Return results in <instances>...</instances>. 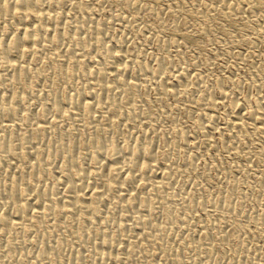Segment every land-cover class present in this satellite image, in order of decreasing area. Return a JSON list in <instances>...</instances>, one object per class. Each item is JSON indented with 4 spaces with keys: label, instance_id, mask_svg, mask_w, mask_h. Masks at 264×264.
<instances>
[{
    "label": "rangeland",
    "instance_id": "obj_1",
    "mask_svg": "<svg viewBox=\"0 0 264 264\" xmlns=\"http://www.w3.org/2000/svg\"><path fill=\"white\" fill-rule=\"evenodd\" d=\"M59 3L25 26L0 15L2 48L35 31L0 62V264H264V125L251 113L264 108V0ZM107 94L111 105L84 107ZM137 150L154 174L98 180L100 164ZM82 163V191L98 196L72 216L39 215L71 203L64 186ZM152 179L161 188L143 189ZM46 189L58 203L36 197ZM24 200L29 212L13 215Z\"/></svg>",
    "mask_w": 264,
    "mask_h": 264
},
{
    "label": "bare ground",
    "instance_id": "obj_2",
    "mask_svg": "<svg viewBox=\"0 0 264 264\" xmlns=\"http://www.w3.org/2000/svg\"><path fill=\"white\" fill-rule=\"evenodd\" d=\"M21 1V4L22 5H18L16 3L15 0H0V15H8L11 20L13 19L14 21L17 20L19 23H27L29 20H33V18H36V19H50V15L47 14V13H44V11L42 12V9H41V6L43 4V1L45 0H20ZM19 1V2H20ZM63 0H55V2H62ZM66 1V0H65ZM46 3V2H45ZM49 4V3H48ZM60 4V3H59ZM43 7L45 8V6L43 5ZM42 7V8H43ZM48 7V5H47ZM51 7V6H50ZM49 9V8H48ZM50 12V11H49ZM48 12V13H49ZM52 12V11H51ZM50 12V13H51ZM52 14V13H51ZM2 18V16H0ZM56 18V17H55ZM54 19V16L53 18ZM16 21V22H17ZM13 22V21H11ZM14 23V22H13ZM16 24V23H15ZM15 24H13V26H11V29H13L14 31L17 30L18 31V26H14ZM25 26V24H24ZM27 26V25H26ZM9 29H10V26H9ZM41 30V29H40ZM34 32L35 31H27V30H24L23 32H20L21 35H20V40L22 43H24L26 45L27 44H30L32 42H34ZM44 32V31H43ZM38 33V32H37ZM18 35V36H19ZM37 37V36H36ZM18 38V37H17ZM19 39V38H18ZM38 39V38H37ZM17 40V39H16ZM37 41V40H36ZM21 44V43H20ZM20 44H12V45H9L7 47H0V54L2 56H0V62L1 63H9V66H12L11 62L14 61V60H10V56L12 53H18L19 55H23L25 52H26V46L24 44L20 45ZM33 44V43H32ZM37 48V47H36ZM35 49V47H34ZM28 50V49H27ZM4 61V62H3ZM81 62V61H80ZM17 65V64H16ZM23 66V65H22ZM114 67V66H113ZM128 68V65L127 64H124L122 66H119L118 67V71L119 73L120 72H123L125 71L126 69ZM72 72V71H71ZM24 76V75H23ZM115 78L116 76L115 75H112L110 74L109 76H107V79L104 80L102 83H101V87L103 88L102 90H104L105 92L109 93L111 91V84L115 83ZM93 84V83H92ZM122 86V85H121ZM100 87V88H101ZM129 88L132 89H135V90H141L143 89V86L139 85V84H135V83H130L128 85ZM97 88V87H96ZM130 90V89H129ZM128 90V91H129ZM95 91V90H93ZM93 94V92H90ZM96 92H94L95 94ZM103 93V92H102ZM97 94V93H96ZM100 96V95H99ZM66 97V96H65ZM94 97V96H93ZM71 100V99H70ZM101 102H92V103H87L84 107L87 108L88 110L89 109H94L96 107H99V106H109L111 105V99L109 97V95L107 94L102 100H100ZM74 102V101H73ZM72 102V103H73ZM113 104V102H112ZM7 106V105H6ZM6 108V107H5ZM4 108V109H5ZM10 108V107H9ZM61 108H65V107H61ZM60 108V109H61ZM237 109V107H235L233 109V111H235ZM9 110V109H8ZM62 110V109H61ZM86 110V109H85ZM232 111V112H233ZM16 113V112H15ZM252 113V117H253V123L254 125L255 124H259V125H264V108H257V109H254V111L251 112ZM60 114H64V111H60ZM16 115V114H15ZM65 116V115H64ZM17 117V116H16ZM54 121V120H53ZM92 125V124H91ZM252 125V124H251ZM254 125L252 126L253 128ZM235 126L237 128H239L241 125L239 123H235ZM256 127H258L256 125ZM39 129V128H38ZM37 131V130H36ZM155 134V133H154ZM196 143V142H195ZM113 146V145H112ZM109 147L107 149V153H117L115 150H113V148ZM117 146V145H116ZM114 147V146H113ZM138 147V146H137ZM148 147V146H147ZM142 152H144L142 150ZM141 152V150H137V151H133L131 152L130 154V157L129 159H125V160H122L121 163L119 164H115V165H107L106 163H103V164H100V166L96 169V177L98 178V180L100 181H104V182H107L108 186H109V189H112L114 185H116L117 183H121L120 186L122 185L124 188L125 187H128L129 185H131V182H135V181H141V174L143 172H146V173H153L154 169L155 168V164H151L149 161L150 160H147L146 158H144L143 156V153ZM118 154V153H117ZM145 154V152H144ZM112 155V154H111ZM149 158V157H148ZM135 159H139L140 160V163H139V170H138V173L136 174H133L130 178V180L125 183H122L120 182V179L124 176V174L126 172H128L130 169L132 170L131 166L133 165V162ZM139 162V161H138ZM83 164V163H82ZM134 167V166H133ZM69 168V167H68ZM136 168V166H135ZM93 170V169H92ZM178 170V169H177ZM88 169H87V166H86V163H84L82 166H79L76 168L75 170V175L78 176V181L77 182H73V183H69L67 182L64 186V188L71 194V193H74L73 196L69 195L70 197H73V200L71 201V203L67 202L65 199L63 200L62 198H60V201H61V205L59 207H56V206H53V207H47L48 209L47 210H44L43 212H39L38 214L39 215H43V216H50L52 214H58L60 216H72L78 209V207L80 206L79 205V201L81 200L83 203L85 204H89L91 203L94 198L96 196H98L99 192H97L96 190H90L89 192H86V188L89 187V184H87L86 182H84V177L85 175L88 173ZM166 172V171H165ZM132 174V173H131ZM154 174V173H153ZM164 174V173H163ZM130 175V174H129ZM158 175V174H157ZM95 176V175H94ZM128 176V175H127ZM128 177H126L127 179ZM153 178V177H152ZM125 180V179H124ZM143 180V179H142ZM11 182V181H10ZM147 183V182H146ZM166 183V182H165ZM164 181H163V184H165ZM17 184V183H16ZM54 184V183H53ZM61 185V184H60ZM166 185V184H165ZM54 186V185H53ZM121 186V187H122ZM144 186V185H143ZM151 188H161V182H155V180H151L150 182H148L147 184H145L144 188L143 189H151ZM51 189V188H50ZM86 190L85 192L82 191ZM142 189V190H143ZM153 190V189H151ZM144 191V190H143ZM158 191V190H157ZM103 192V191H102ZM146 192V191H144ZM159 192V191H158ZM162 192V191H161ZM160 192V193H161ZM148 193V192H147ZM146 193V194H147ZM154 194V192H152ZM157 195V194H156ZM42 197V198H47L49 200L52 199V194L48 192V190H44L42 191V193H40L39 195H36V197ZM100 196V195H99ZM140 196V195H139ZM149 196V194H148ZM12 197V192H8L7 194V198H11ZM138 197L137 194H130L129 196V200H136V198ZM143 197V196H141ZM147 198V197H146ZM37 199V198H36ZM98 199V198H97ZM149 199V198H148ZM39 200V199H37ZM54 201L57 202V200L54 198L52 199ZM128 200V201H129ZM70 201V200H68ZM139 201V199H138ZM146 200H144L145 202ZM130 202V201H129ZM128 202V203H129ZM135 202V201H134ZM58 203V202H57ZM151 203V202H150ZM31 204V203H30ZM29 202L28 200H24L22 203H19L17 204L16 206H13L12 209H11V213L13 215H17V214H25V213H28L29 212ZM133 204V207H134V203ZM152 204V203H151ZM154 204L156 205L155 203V200H154ZM153 204V205H154ZM129 205V204H128ZM148 205V204H147ZM146 205V207H148ZM130 206V205H129ZM158 206V205H156ZM93 207V206H92ZM95 207V206H94ZM132 207V206H130ZM79 208H82L81 206ZM92 210V209H91ZM145 210V209H144ZM155 208H151L149 210H147L145 213H146V216H150V215H153V213L155 212L154 211ZM165 213L166 212H163V216L165 218ZM38 214H35V215H38ZM145 215V214H144ZM143 215V216H144ZM155 215V214H154ZM162 216V217H163ZM2 218V217H1ZM32 218H34V216H32ZM144 218V217H143ZM5 219V218H4ZM136 219V218H135ZM163 219V218H162ZM145 220V219H144ZM85 222V221H84ZM162 224V223H161ZM214 224V223H213ZM264 224V223H263ZM163 225V224H162ZM156 226V227H160L159 230L162 231L165 227L164 226ZM170 225V224H169ZM169 227V226H168ZM15 228V227H14ZM241 228V227H240ZM247 228V227H246ZM80 229V228H79ZM167 229V227H166ZM122 230V229H121ZM169 231V229H168ZM161 234V233H160ZM162 235V234H161ZM167 235V234H166ZM245 248V247H244ZM92 250V249H91ZM180 257V256H179ZM214 259V258H213ZM174 261V260H173ZM176 263V262H175ZM177 264V263H176Z\"/></svg>",
    "mask_w": 264,
    "mask_h": 264
}]
</instances>
